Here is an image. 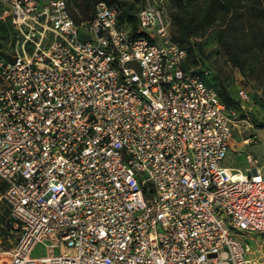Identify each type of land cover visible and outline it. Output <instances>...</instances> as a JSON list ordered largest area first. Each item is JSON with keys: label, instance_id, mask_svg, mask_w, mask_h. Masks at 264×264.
<instances>
[{"label": "built area", "instance_id": "1", "mask_svg": "<svg viewBox=\"0 0 264 264\" xmlns=\"http://www.w3.org/2000/svg\"><path fill=\"white\" fill-rule=\"evenodd\" d=\"M136 17L133 33L104 0L80 22L66 0H0V180L14 232L0 264H263L251 237L264 235L259 158L225 165L229 109L186 67L159 6Z\"/></svg>", "mask_w": 264, "mask_h": 264}, {"label": "rangeland", "instance_id": "2", "mask_svg": "<svg viewBox=\"0 0 264 264\" xmlns=\"http://www.w3.org/2000/svg\"><path fill=\"white\" fill-rule=\"evenodd\" d=\"M74 16L79 20H85L90 16V11L84 8L87 0H67ZM117 10L124 14L123 25L129 30H137L135 18L133 17L139 6H159L168 21V31L171 38L177 35V23L182 17L184 10L179 7L177 0H111L109 2ZM220 22H214L201 33L182 41L185 46H193V56L187 61V66L200 71L206 77V81L220 96L226 92L229 101L226 107L230 111L233 121V131L230 142V150L226 164L238 166L242 169L246 166L245 152H252L259 158L264 168V67L261 64L248 59L243 64L244 70L234 65L228 58L223 46L217 40ZM7 47L6 41L0 44V49ZM198 58L200 61H198ZM245 88L250 96V109L242 111L238 105L240 101L238 91ZM253 136L255 143L245 144L243 139ZM7 212L8 205L0 194V213ZM253 243L258 248L264 264V235L251 234ZM14 242V232L6 228L4 221H0V248L9 247ZM40 246H36L32 254L40 253ZM62 249L64 247L62 246Z\"/></svg>", "mask_w": 264, "mask_h": 264}, {"label": "trees", "instance_id": "3", "mask_svg": "<svg viewBox=\"0 0 264 264\" xmlns=\"http://www.w3.org/2000/svg\"><path fill=\"white\" fill-rule=\"evenodd\" d=\"M97 1L99 0H87V4L84 6L85 9L90 11V16L87 19L92 16L93 7ZM104 1L108 4L111 2V0ZM177 3L184 10V13L179 20H176L177 35L172 39L186 49V67H188L187 61L190 53L193 56L195 48L191 45L185 46L182 41L201 33L214 22L218 21L220 22V26L218 28L217 40L223 46L229 60L242 70H244V62L248 59H253V61L264 67V0H177ZM69 11L76 21L87 20L77 19L70 7ZM118 16L120 22L123 24V21L126 20H122V17L125 15L121 14L118 10ZM133 17L138 27L136 13ZM9 31V23L0 20V44L7 40ZM131 32L136 33L137 30H132ZM2 53L3 51L0 49V56ZM196 59L200 61L198 58ZM194 71L200 73L207 83L203 73L195 69ZM219 97L225 105L226 101H229V96L226 92H221ZM238 105L244 111L241 108L240 101H238ZM3 190L4 182L0 180V194ZM0 221H4L6 228L11 229L12 219L10 217V211L9 215L7 212H1Z\"/></svg>", "mask_w": 264, "mask_h": 264}, {"label": "crops", "instance_id": "4", "mask_svg": "<svg viewBox=\"0 0 264 264\" xmlns=\"http://www.w3.org/2000/svg\"><path fill=\"white\" fill-rule=\"evenodd\" d=\"M244 139H245V138H244ZM244 139H243V142L245 143ZM245 144H246V143H245ZM246 145H247V144H246ZM229 150H230V149H229ZM246 151H248V150H246ZM228 154H229V152H228ZM227 157H228V155L226 156L224 163L226 162ZM225 165H227V166H231V165H228V164H226V163H225ZM231 167H238V166H233V165H232ZM239 168H241V167H239Z\"/></svg>", "mask_w": 264, "mask_h": 264}]
</instances>
